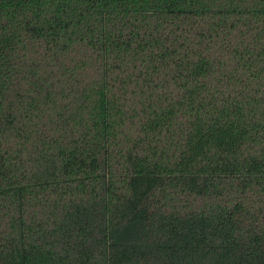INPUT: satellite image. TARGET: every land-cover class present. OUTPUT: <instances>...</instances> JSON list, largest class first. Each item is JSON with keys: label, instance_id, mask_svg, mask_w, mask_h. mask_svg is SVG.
<instances>
[{"label": "trees", "instance_id": "1", "mask_svg": "<svg viewBox=\"0 0 264 264\" xmlns=\"http://www.w3.org/2000/svg\"><path fill=\"white\" fill-rule=\"evenodd\" d=\"M0 264H264V0H0Z\"/></svg>", "mask_w": 264, "mask_h": 264}]
</instances>
